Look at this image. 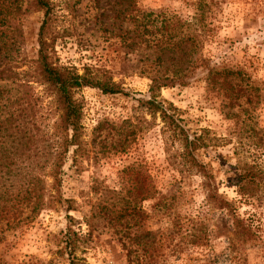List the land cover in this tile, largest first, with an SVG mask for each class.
Wrapping results in <instances>:
<instances>
[{"label": "rangeland", "instance_id": "obj_1", "mask_svg": "<svg viewBox=\"0 0 264 264\" xmlns=\"http://www.w3.org/2000/svg\"><path fill=\"white\" fill-rule=\"evenodd\" d=\"M12 1L0 0V71L12 57L6 66L27 88L0 73V89H11L4 92L11 99L30 98L37 143L51 142L60 111L35 66L44 13L34 9L33 0H18L21 9ZM50 1L56 63L99 74L123 92L105 94L95 87L75 92L83 134L63 167V199L49 192L36 219L4 231L0 262L70 264L59 250L71 229L80 234L72 238L85 264H130L123 243L137 248V234L142 258L151 264H264V0H206L195 56L199 67L184 84L160 92L159 99L173 104L170 112L197 141L196 162L171 120L152 113L145 100L152 76L161 70L157 56L165 66L177 62L173 51L154 46L153 37L168 41L180 21L182 46L189 47L197 0ZM140 23L150 31L142 37ZM186 54L179 58L188 64ZM211 66L243 74L209 76ZM5 102L0 96V104ZM142 166L158 192L140 203L148 216L122 236L101 208L121 204L129 179L139 180ZM244 172L255 174L252 195L239 191Z\"/></svg>", "mask_w": 264, "mask_h": 264}, {"label": "trees", "instance_id": "obj_2", "mask_svg": "<svg viewBox=\"0 0 264 264\" xmlns=\"http://www.w3.org/2000/svg\"><path fill=\"white\" fill-rule=\"evenodd\" d=\"M10 4L20 7L18 0H13ZM34 9L44 13V19L39 29V49L38 57L35 60L36 72L42 81L47 84V89L52 93L57 107L60 111L59 120L56 125L54 138L51 142L41 140L42 144H38L40 134L34 127V118L32 117L30 107V98L25 99V94L20 97L16 96L12 99L5 96L4 92L11 89H0V96L6 97L7 102L0 104V242L3 241L4 231L16 229L21 224H26L38 216V214L48 205L47 194L50 192L53 199L61 201V183L63 167L69 151L74 148V156L77 147L81 145L82 129V106L75 98V92L84 87L99 88L105 94H117L123 92V89L115 82L101 77L99 74L86 70L80 74L76 68L69 66H61L55 61L54 37L52 35L51 26L53 22V5L50 0H33ZM208 3L206 0H197L195 3V14L193 22L190 26L193 33L187 37L191 43L189 47H183L185 36H181V22H177V32L170 34V39H156L153 37L154 46L159 48L161 52L165 50L173 51L175 62L173 65L165 66L164 58L157 56V61L161 70H156L152 76L150 85V98L145 100L146 106L152 113L161 112L164 120H171V124L175 126L179 135L184 136L183 142L186 150L192 159L196 162L197 158L194 151L197 150L196 140L189 138L186 130L181 126L180 122L170 110H175L171 102L163 101L160 98V92L163 88L184 84L187 78L200 65L195 56L199 52L201 42V28L204 24L205 16L208 12ZM134 19L139 21V16ZM145 19V18H144ZM137 28H141L138 37L144 36L150 32L146 25L140 23ZM201 30V31H198ZM150 41V40H148ZM187 53V54H186ZM181 54L188 55L189 62H181ZM184 56V55H183ZM182 58V56H181ZM11 57L5 62V66L0 71L4 74V79H11L19 82V73L11 68H7V64L12 60ZM186 65V66H185ZM209 76L221 75L224 79L229 76L242 75V70L208 67ZM18 78V79H17ZM23 84L27 88V83ZM28 94V90L25 92ZM167 104V105H166ZM16 105L12 110L11 106ZM5 112H7L5 114ZM134 169V168H133ZM132 169V170H133ZM138 174L141 178L129 179L130 187L127 193L121 197V204L113 203L112 207L104 206V215L109 217V222L115 224V231L121 233L122 236H130L132 225L141 224L148 214L142 209L141 202L151 199L158 192L151 175L146 169L143 173L144 166L140 168ZM131 170V171H132ZM138 175V176H140ZM134 177V176H133ZM47 178H51V183L46 182ZM256 183L255 174L253 172H244L239 177V191L244 195H252L254 184ZM226 205L229 202L224 200ZM72 235L80 238V234L68 229L62 236L60 243V252L68 254L70 264H85L86 258H79L75 242ZM137 248H129L123 243L127 249L128 261L130 264H151L147 257L142 258V249L140 245V235L135 237ZM145 253L148 249L143 247ZM136 252V256L132 254ZM0 264H2L0 262ZM47 264H54L50 261Z\"/></svg>", "mask_w": 264, "mask_h": 264}]
</instances>
